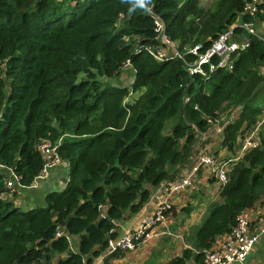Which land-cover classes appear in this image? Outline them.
Wrapping results in <instances>:
<instances>
[{
	"label": "trees",
	"instance_id": "obj_1",
	"mask_svg": "<svg viewBox=\"0 0 264 264\" xmlns=\"http://www.w3.org/2000/svg\"><path fill=\"white\" fill-rule=\"evenodd\" d=\"M252 1L0 0V165L33 185L45 163L39 144L49 140L70 166L67 186L26 211L3 197L8 173L0 168V264L90 262L153 186L191 167L212 123L223 122V148L241 149L264 114V40L252 36L233 70L207 64L205 75L189 72L196 56L186 49L202 44L204 53L238 20L263 21L264 0L244 14ZM150 10L184 61L147 51L156 35ZM125 72L130 87L111 82ZM235 110L236 118L221 120ZM259 134V147L229 162L192 247L167 264H203L237 215L264 202V123Z\"/></svg>",
	"mask_w": 264,
	"mask_h": 264
},
{
	"label": "built area",
	"instance_id": "obj_2",
	"mask_svg": "<svg viewBox=\"0 0 264 264\" xmlns=\"http://www.w3.org/2000/svg\"><path fill=\"white\" fill-rule=\"evenodd\" d=\"M261 0H253L245 6L244 14H255L257 12L256 4ZM149 13L154 17L155 40L152 45L147 47V51L158 61L169 59H181L184 61L185 53L179 49V45L173 41L166 33V26L164 21L153 11ZM237 27L242 28L244 35L240 38L237 33ZM252 36L264 40V36L260 35L256 23L253 21L238 20V22L225 31H223L213 44L202 53V44H197L194 47H188L187 53L196 56V60L188 65L190 73H200L205 75L204 66L211 65L210 71L222 68L233 70L234 68V54L244 50L250 45ZM216 60V64L213 63ZM124 70L131 69V63L127 60L123 64ZM131 71V70H130ZM264 123V122H263ZM263 123H259L253 131L245 134L240 149V154L259 147L260 145V127ZM61 142V141H60ZM60 143H52L49 140L42 141L39 144L45 163L42 174H40L35 182L44 179L57 165L63 163L62 157L58 153ZM238 158V157H237ZM230 159L228 162L218 160L215 155L206 150H201L194 159V164L187 167L185 172L175 180L164 181L158 185L160 197L153 212L145 215L138 226L126 234L117 236L111 239L102 254L96 256L92 261H85L83 264H105L106 257L110 256L116 251H135L140 245L145 244L149 240L156 238L154 229L159 224H164L167 215L171 209L170 198L177 192L193 187L198 173L201 169H210L217 180L219 190L220 185L227 183L229 162L232 164L236 159ZM8 174L6 175V191L3 194L4 198L12 196L14 188H23L19 183L20 177L6 166L0 165ZM34 182V183H35ZM33 183V184H34ZM264 233V227L258 231L251 230L250 218L241 212L237 215L236 226L231 235L219 247L206 252L204 264H236L244 263L251 256L256 244L258 243L261 234Z\"/></svg>",
	"mask_w": 264,
	"mask_h": 264
},
{
	"label": "crops",
	"instance_id": "obj_3",
	"mask_svg": "<svg viewBox=\"0 0 264 264\" xmlns=\"http://www.w3.org/2000/svg\"><path fill=\"white\" fill-rule=\"evenodd\" d=\"M256 26L259 34L264 36V20L257 22ZM129 79L132 83V73ZM238 112V110H235L232 113H227L221 120L228 121V119H234ZM222 123L220 121L212 123L208 134L201 138V141L206 144V147L201 148V150L218 152L221 157H226L227 159L241 157L240 150L237 153H232L221 146L223 139ZM193 164L194 162L192 161ZM186 169L189 168L186 167L180 176ZM69 172V163L68 165L64 163L57 165L50 170L44 179L36 182L37 186L34 188H30V186L23 188L17 187L13 196L10 195V198L16 205L22 208L32 209L38 206H44L46 204L45 196L50 192L60 191L58 189L63 184L62 178H68ZM216 188H218V183L212 171L206 168L201 169L193 187L177 192L171 196V209L165 223L159 224L154 229L156 238L140 245L135 251H116L114 253L118 254L117 256H113L115 254L112 253L113 255L111 254L106 257L105 264H167L173 258L181 256L185 249L192 247L193 240L207 212L209 202L218 199L219 190ZM159 197L160 192L158 186H153L151 188L150 199L142 209L136 215L126 216L118 222V235L126 234L135 229L145 215L154 211ZM187 207L191 208L189 212L186 211ZM243 212L250 218L251 230L258 231L264 227V202L257 203L253 208L246 209ZM230 235L222 236L213 249L219 248ZM76 244L75 242L74 245L76 246ZM255 247H257L256 252L253 250L247 261L236 264H264V233L261 234ZM189 264L197 263L191 260Z\"/></svg>",
	"mask_w": 264,
	"mask_h": 264
},
{
	"label": "rangeland",
	"instance_id": "obj_4",
	"mask_svg": "<svg viewBox=\"0 0 264 264\" xmlns=\"http://www.w3.org/2000/svg\"><path fill=\"white\" fill-rule=\"evenodd\" d=\"M208 3H210V2H208ZM208 3L206 4V5H208ZM130 74L131 73H129V72H125L124 74H123V76L122 77H118V78H116V79H114V80H112L111 82L112 83H114V84H120V85H123V86H126V87H130V85L132 84L131 83V81H130ZM84 75H82V77H83ZM263 104H264V101H263ZM260 122L261 123H263L264 122V114H263V117L261 118V120H260ZM201 146L202 147H206V144H204V142H202L201 143ZM211 152V151H210ZM47 176V175H46ZM35 186H37V183L35 182L33 185H31L30 186V188H34ZM58 190H61V188H59ZM46 197V196H45ZM30 209V208H29ZM29 209H27L26 207H23V210L24 211H26V210H29ZM256 249H257V247H255V249H254V252H256ZM259 258V257H258ZM258 258H256V260H258Z\"/></svg>",
	"mask_w": 264,
	"mask_h": 264
},
{
	"label": "water",
	"instance_id": "obj_5",
	"mask_svg": "<svg viewBox=\"0 0 264 264\" xmlns=\"http://www.w3.org/2000/svg\"><path fill=\"white\" fill-rule=\"evenodd\" d=\"M63 163L68 165V161H63ZM62 181H63V184L61 185V188L64 189L67 186L68 182H69V177L68 178L67 177H63Z\"/></svg>",
	"mask_w": 264,
	"mask_h": 264
},
{
	"label": "clouds",
	"instance_id": "obj_6",
	"mask_svg": "<svg viewBox=\"0 0 264 264\" xmlns=\"http://www.w3.org/2000/svg\"><path fill=\"white\" fill-rule=\"evenodd\" d=\"M147 0H138V3L140 6H144L146 4Z\"/></svg>",
	"mask_w": 264,
	"mask_h": 264
}]
</instances>
